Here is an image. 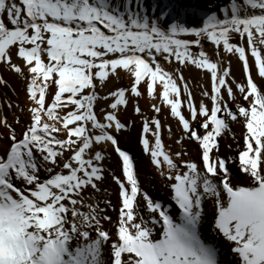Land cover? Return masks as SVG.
<instances>
[{
  "label": "snow or ice",
  "instance_id": "6c2138e0",
  "mask_svg": "<svg viewBox=\"0 0 264 264\" xmlns=\"http://www.w3.org/2000/svg\"><path fill=\"white\" fill-rule=\"evenodd\" d=\"M221 49L238 58L241 80ZM0 65L26 97L0 103L26 117L0 111V264H264V0H0ZM189 66L210 74L198 103ZM121 72L130 88L102 95ZM130 104L167 204L142 188L120 146ZM163 109L180 129L175 152ZM229 138L235 149L222 151ZM113 154L120 175L105 164ZM109 177L117 204L102 187Z\"/></svg>",
  "mask_w": 264,
  "mask_h": 264
},
{
  "label": "bare ground",
  "instance_id": "6f19581e",
  "mask_svg": "<svg viewBox=\"0 0 264 264\" xmlns=\"http://www.w3.org/2000/svg\"><path fill=\"white\" fill-rule=\"evenodd\" d=\"M211 2H212V0H200L202 7H206L207 4L211 3ZM238 65L240 67H238L236 65L235 66L231 65L232 66L231 67V73H232V76L235 77V79L241 80L243 78V76H242V69H241L240 62L238 63ZM0 69H1V74H2L3 78H5V77H8V78L11 77L12 78L14 76V74L12 72H10L8 69L4 68L2 65H0ZM191 71H193V73L197 74V75L202 73V72H207L206 70L196 69L193 66L191 68ZM122 74L125 75V73L121 72L120 76ZM125 77H126V79H124L125 82L130 80V78L127 77L126 75H125ZM16 83H18V82H16ZM16 83L14 84V82H12L11 86H9L8 89L11 92L15 88L14 86L19 85ZM113 83L119 84L120 80H117L116 78H114V79L111 78L107 82L102 93L103 94L108 93V91L112 89ZM193 96L195 97V100L197 101V103L202 99L200 94L199 95H193ZM4 99H5L4 86H0V103H2ZM139 102H140V104H142V103L148 102V101H147V99L141 98L139 100ZM205 102L208 103L210 106L209 101L205 100ZM13 104L15 105L14 102H13ZM149 106L150 105H140L141 111L145 112ZM0 111H2L3 114L7 116L8 120L10 122H12L14 120L13 112H15V114L17 116H20L22 122L26 121V117L19 111L18 108L14 107L12 110H9L7 105H4L2 108H0ZM119 115H120V119L123 122H134L132 124V126L127 131H125L121 137L123 138L122 140L124 143V145H123L124 149H126L129 152L134 153L133 158L135 161V167H136V170L140 172V180L139 181H140L142 187L146 191H148L151 196H153L156 199H160L161 201H163L167 204L168 203V195H169L168 191L165 189L164 184L161 181L160 177L158 176V173L156 172L155 167L151 164L149 157L143 153L142 147L138 144V137H139V134L141 132L142 125L141 124L138 125L135 123L136 119H135V114L132 111V105H129L128 110L126 112L122 111ZM160 115H162L163 118H165L162 123L173 126L171 124L173 122V124H175L176 127H178V122L175 121L170 116L167 109H163ZM127 117H130L131 120L126 119ZM171 129H172V127H171ZM233 129H234L233 132L236 134L237 139L240 140V143L242 145V137H241V133L243 131L242 127L239 124H237L236 127H234ZM4 131H5L4 129H0V132H4ZM16 131L18 133L21 131L19 126H16ZM172 132H173V129H172ZM176 134L177 133L174 134V132H173L172 137L170 139L168 131L166 128L162 134L163 143L165 144L166 147L170 145L171 146L170 150L172 152H175L177 150V145L175 144V140L179 138L180 132L177 135ZM184 144H185V147L189 153V156L192 159H197L198 150H197V146L195 145V143L189 142V141H184ZM220 144H221V150L222 151H227V149H226L227 144H232L233 149H235V147H236V144L231 140V138H229L227 141L221 140ZM105 164L109 165L108 167H110L112 170H115L117 175H120V170L117 166V158H116L115 154L112 155L111 161L106 160ZM109 187L112 188L111 200H112L113 204H117L118 203L117 186L115 185V183L113 181H111L110 177H109ZM109 187L107 186L105 188L109 189ZM208 207H211V206L209 205ZM110 215H112L114 219L116 218L115 213L110 212ZM106 227H107V225H106ZM205 228L209 229L210 226L208 224H206Z\"/></svg>",
  "mask_w": 264,
  "mask_h": 264
},
{
  "label": "rangeland",
  "instance_id": "374dc122",
  "mask_svg": "<svg viewBox=\"0 0 264 264\" xmlns=\"http://www.w3.org/2000/svg\"><path fill=\"white\" fill-rule=\"evenodd\" d=\"M239 40V38L237 37V41ZM235 42V41H234ZM203 49H204V51L206 52V53H208L209 54V56L211 57V59L212 60H216L217 59V57H216V55H215V48H214V46L213 45H211L209 42H205L204 44H203ZM198 49H193V51H197ZM221 56L225 59V61H228V60H230L231 61V65L233 66H238V67H240L239 65H238V63H239V61H238V58L237 57H234V56H231V55H227V56H225L224 54H223V52H222V49H221ZM14 59V61L16 62V63H20V61L18 60V59H16L15 57L13 58ZM161 63H163L164 64V67L166 68V69H170L169 68V65H167L166 63H164L163 61H161ZM231 66V67H232ZM172 68H174V67H176V64L175 63H173V65L171 66ZM191 68H192V66H189L187 69H185L184 71H183V75H184V78H185V80H187V81H189V86H190V88H191V90H192V94L193 95H199L200 93H201V85H203L204 86V88H207L209 91H210V88H211V81H210V74L209 73H207V72H202V73H200V74H194L193 73V71H191ZM171 70V69H170ZM14 74V73H13ZM0 76H2V74H1V69H0ZM115 77H112V79H114ZM7 82H8V85L9 86H11V84H12V82H14V84L16 83V82H18V83H16V84H19V85H16V86H14L15 88L13 89V90H15V91H10L8 88H9V86L8 87H4V94H5V97L8 99V100H10V101H12V102H14L15 104H19V105H21V107H23V106H25V103H26V97H25V93H24V90H23V81L22 80H20L17 76H16V74H14V76L11 78H8V77H5L4 78ZM124 79H126V77H125V75H121L120 76V83L119 84H116V83H113V87H112V89L111 90H109V91H112V90H115L116 88H119V87H124V88H130V85H131V80H128L127 82H125V80ZM12 81V82H11ZM16 81V82H15ZM114 82V81H113ZM125 82V83H124ZM124 83V84H123ZM13 86V85H12ZM140 88H141V90L143 91L144 90V86H143V84H141V86H140ZM108 91V92H109ZM12 93V94H11ZM102 95H106L107 93H101ZM142 99H147V101L148 102H144V103H142V104H140V102H139V105H150L147 109H146V111L145 112H143L147 117H150V116H152L153 115V112H152V109H151V101H149V99L147 98V96L145 95ZM109 102H111V101H109ZM146 103V104H145ZM148 103V104H147ZM210 103V102H209ZM131 105V104H130ZM101 107H106V102H101L98 106H97V111L99 112V108H101ZM161 114V113H160ZM126 117V116H125ZM159 118L161 119V121L163 122L164 121V119L165 118H163V116L162 115H159ZM126 119H128V120H131V118L130 117H127ZM135 123L136 124H141L140 122H141V118L140 117H138V116H136L135 115ZM173 126H171L172 127V129H173V132H174V134L175 133H179L180 132V129L178 128V127H176V125L175 124H173V122L171 123ZM236 125L237 124H233L232 125V130H234L233 128L234 127H236ZM198 127V126H197ZM172 132V133H173ZM176 134V135H177ZM123 138L122 137H120V146H121V148H123L124 149V143H123V140H122ZM132 156H134V153H132V152H129ZM107 166H109V165H107ZM113 171H115V170H113ZM137 171V170H136ZM116 172V171H115ZM137 173H138V179L140 180V172L139 171H137ZM140 182V181H139ZM141 184V183H140ZM109 187V178H106V180H105V182H104V184L102 185V187ZM142 186V185H141ZM143 188V187H142ZM144 189V188H143ZM110 192H112V188H110L109 187V189H108ZM145 190V189H144ZM153 197V196H152ZM154 198V197H153ZM154 199H156V198H154Z\"/></svg>",
  "mask_w": 264,
  "mask_h": 264
}]
</instances>
